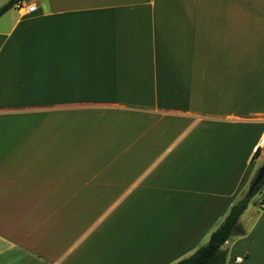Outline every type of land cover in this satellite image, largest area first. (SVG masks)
Returning <instances> with one entry per match:
<instances>
[{"label": "crops", "instance_id": "1", "mask_svg": "<svg viewBox=\"0 0 264 264\" xmlns=\"http://www.w3.org/2000/svg\"><path fill=\"white\" fill-rule=\"evenodd\" d=\"M27 1L0 16V264L191 256L264 161V0ZM252 199L225 264H264Z\"/></svg>", "mask_w": 264, "mask_h": 264}, {"label": "trees", "instance_id": "2", "mask_svg": "<svg viewBox=\"0 0 264 264\" xmlns=\"http://www.w3.org/2000/svg\"><path fill=\"white\" fill-rule=\"evenodd\" d=\"M23 0H10L0 8V16L5 13L10 7ZM258 151L253 155V158L258 156ZM264 180L254 188L249 194L233 205L225 217L224 221L213 231L208 242L198 248L191 256L180 260L176 264H225L226 251L222 249L223 245L229 240L243 236L245 231L239 223V218L247 209L253 197L260 193Z\"/></svg>", "mask_w": 264, "mask_h": 264}, {"label": "built area", "instance_id": "3", "mask_svg": "<svg viewBox=\"0 0 264 264\" xmlns=\"http://www.w3.org/2000/svg\"><path fill=\"white\" fill-rule=\"evenodd\" d=\"M16 7L18 9H21V8H26V10L28 12H33L35 10V6L32 5L30 3V1H27V0H23L19 3L16 4ZM258 150H264V137H262L259 142H258V146H257Z\"/></svg>", "mask_w": 264, "mask_h": 264}, {"label": "water", "instance_id": "4", "mask_svg": "<svg viewBox=\"0 0 264 264\" xmlns=\"http://www.w3.org/2000/svg\"><path fill=\"white\" fill-rule=\"evenodd\" d=\"M262 180H264V165H262L256 172L249 186L248 193L250 194L254 190V188L262 182Z\"/></svg>", "mask_w": 264, "mask_h": 264}, {"label": "rangeland", "instance_id": "5", "mask_svg": "<svg viewBox=\"0 0 264 264\" xmlns=\"http://www.w3.org/2000/svg\"><path fill=\"white\" fill-rule=\"evenodd\" d=\"M262 165H264V161H261L260 163H259V168L262 166ZM258 168V169H259ZM253 201V199L250 201V202H252Z\"/></svg>", "mask_w": 264, "mask_h": 264}]
</instances>
